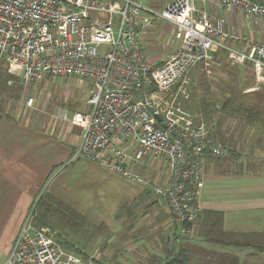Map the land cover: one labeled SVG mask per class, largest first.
Masks as SVG:
<instances>
[{
  "label": "built area",
  "instance_id": "2783aa9c",
  "mask_svg": "<svg viewBox=\"0 0 264 264\" xmlns=\"http://www.w3.org/2000/svg\"><path fill=\"white\" fill-rule=\"evenodd\" d=\"M206 1L170 0L157 11L144 0H0V64L18 67L26 84L46 76L89 81V111L70 118L65 110L58 113L81 129L75 156L149 189L167 204L181 237L191 234L199 213L206 158H222L227 149L213 126L169 105L173 88L180 83L178 92L187 98V72L197 64L218 65V52L233 67L249 65L256 80L264 82V44L232 38L224 18L209 17ZM214 1L249 24L264 19V0ZM154 20L172 25L177 44L160 62L143 43ZM33 103L28 97L25 106ZM124 139L129 152L120 146ZM140 156L163 159L166 183L131 170ZM3 264L82 262L34 225L32 205Z\"/></svg>",
  "mask_w": 264,
  "mask_h": 264
},
{
  "label": "crops",
  "instance_id": "0c3cea01",
  "mask_svg": "<svg viewBox=\"0 0 264 264\" xmlns=\"http://www.w3.org/2000/svg\"><path fill=\"white\" fill-rule=\"evenodd\" d=\"M205 9L212 20L225 19V30L232 38L246 37L263 43L255 38L240 13L226 12L214 0H207ZM150 36L148 32L144 34V38ZM232 45L242 48L240 42ZM176 46L175 43L164 55H148L160 62ZM144 47L146 50L145 44ZM215 57L219 62L216 67L229 64L222 52ZM89 109L87 105L85 110ZM6 113L0 121V222H10L12 240L43 182L58 170L38 202L48 197L78 218L93 221L102 219H98L100 211H111L108 220L113 232L121 226L117 222L119 215H128L129 264H163L172 258L181 260V264H245L247 258L263 257L264 124L258 126L254 139H246L235 148L223 145L216 137L227 155L206 158L197 219L191 234L179 238L167 204L160 203L149 189L75 156L82 133L78 126L58 116L56 120L30 117L17 123V115L13 119V114ZM120 146L129 152L128 139ZM148 157L140 156L131 170L166 183L167 164L153 158L148 165ZM126 168L129 170V163ZM140 256L149 257L150 262L143 263Z\"/></svg>",
  "mask_w": 264,
  "mask_h": 264
},
{
  "label": "rangeland",
  "instance_id": "374dc122",
  "mask_svg": "<svg viewBox=\"0 0 264 264\" xmlns=\"http://www.w3.org/2000/svg\"><path fill=\"white\" fill-rule=\"evenodd\" d=\"M144 1L153 9L160 11L170 0ZM240 18L244 22V19ZM249 25L255 38L264 43V19L259 20L258 24ZM172 29L168 22L154 20L152 27L147 30L151 36L143 38L147 48L145 52L151 56L166 54L176 43ZM244 33L246 34L247 30ZM216 66L205 67L197 64L192 67L185 76L184 87L188 97L185 98L178 92L179 83L172 90L169 105H178L183 113L195 114L199 120L214 126L218 140L227 147L235 148L246 139H254L259 130L258 126L264 124V82H258L249 67H233L227 63H222L220 67ZM0 68L3 72L0 78V107L4 111V117L8 111L13 114V119L17 115V123H21L30 117L56 120L61 109L65 110L68 118L74 111L82 109L86 111V101L92 92L89 81L46 76L38 82L26 84L20 77L18 67L0 64ZM5 73L12 78L8 80L4 76ZM28 97L34 100L31 108L25 106ZM152 162L153 158L148 157L146 163L149 165ZM159 163L161 162L157 161V164ZM57 171L52 172L43 182L38 196L27 210L29 212L33 205L34 225L41 220L44 225L39 226L50 234L53 242L62 250L78 255L82 264H129L128 215H119L117 222L121 223V226L119 230L113 232L108 213L111 211H100L97 215L98 219L100 217L102 219L93 221L78 218L69 210H64L63 206L50 202L48 197L43 196L38 202ZM159 202L163 203L161 200ZM105 215L109 218H104ZM12 229L9 221L0 222V264H3L10 254L19 230L17 228L12 240ZM177 235L181 238L179 233ZM261 255L263 257L247 258L244 263L264 264V254ZM140 258L144 259L143 263L150 262L149 257Z\"/></svg>",
  "mask_w": 264,
  "mask_h": 264
},
{
  "label": "trees",
  "instance_id": "16d2710c",
  "mask_svg": "<svg viewBox=\"0 0 264 264\" xmlns=\"http://www.w3.org/2000/svg\"><path fill=\"white\" fill-rule=\"evenodd\" d=\"M2 69L0 68V78H2V76H3V72L1 71ZM6 74V73H5ZM8 80H10V78H12L10 75H8V74H6V75H4ZM4 117V111H3V109L0 107V121H1V119ZM216 135V134H215ZM41 220H39V221H37L36 222V224H35V226L36 227H38V228H41L40 226H39V224L41 225V226H43L44 225V223L43 222H40ZM50 235V234H49ZM181 254V253H180ZM181 260H178L177 258H172V259H170V260H167L166 262H164L163 264H181Z\"/></svg>",
  "mask_w": 264,
  "mask_h": 264
},
{
  "label": "water",
  "instance_id": "95a60500",
  "mask_svg": "<svg viewBox=\"0 0 264 264\" xmlns=\"http://www.w3.org/2000/svg\"><path fill=\"white\" fill-rule=\"evenodd\" d=\"M159 121V120H158Z\"/></svg>",
  "mask_w": 264,
  "mask_h": 264
}]
</instances>
